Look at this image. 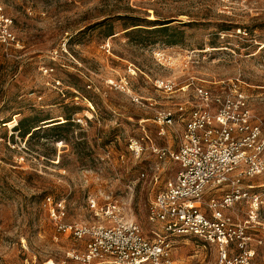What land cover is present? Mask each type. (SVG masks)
Segmentation results:
<instances>
[{
  "label": "rangeland",
  "instance_id": "1",
  "mask_svg": "<svg viewBox=\"0 0 264 264\" xmlns=\"http://www.w3.org/2000/svg\"><path fill=\"white\" fill-rule=\"evenodd\" d=\"M192 84L237 87L264 127V0H0V264H77L86 242L57 232L48 198L65 224L110 227L112 211L154 239L150 204L178 172L155 153L154 112L198 104ZM245 185L229 214L264 264V174ZM170 241L176 264H219L214 246Z\"/></svg>",
  "mask_w": 264,
  "mask_h": 264
},
{
  "label": "built area",
  "instance_id": "2",
  "mask_svg": "<svg viewBox=\"0 0 264 264\" xmlns=\"http://www.w3.org/2000/svg\"><path fill=\"white\" fill-rule=\"evenodd\" d=\"M192 85L198 104L189 108L181 103L154 112L160 136L167 138L170 130L176 142V148L167 145L155 153L162 162L170 160L178 166L177 174L166 181L149 207L148 219L161 227V234L153 232L154 239H149L138 223L112 211L106 212L115 220L110 227L68 225L64 204L47 199L57 232L86 242L84 252L69 255L77 264H176L170 239L214 246L219 264L253 263L256 251L249 247L247 228L229 212L248 199L245 189L254 187L245 183L264 174L262 121L237 87L216 94ZM155 87L169 95L177 90L175 81L158 80ZM130 148L139 155L144 151L138 142ZM90 203L92 209L97 207L95 200Z\"/></svg>",
  "mask_w": 264,
  "mask_h": 264
},
{
  "label": "trees",
  "instance_id": "3",
  "mask_svg": "<svg viewBox=\"0 0 264 264\" xmlns=\"http://www.w3.org/2000/svg\"><path fill=\"white\" fill-rule=\"evenodd\" d=\"M171 23H165V24H160L158 26H160L161 28L156 29L157 31L161 32V33H169L170 32V27H168ZM67 121H70V119H67ZM53 124H55V122L53 123H49L44 125L43 127L45 128H41L40 126H35V127H30L28 129L23 128L22 125H20V127L17 129L19 131H21V135L23 138H26L27 136L31 135L32 137L35 136V133L40 132L45 130L46 132L48 131V129H52L53 127L59 126H52ZM67 124V123H66ZM66 124H61L60 126L66 125ZM37 130V131H35Z\"/></svg>",
  "mask_w": 264,
  "mask_h": 264
},
{
  "label": "crops",
  "instance_id": "4",
  "mask_svg": "<svg viewBox=\"0 0 264 264\" xmlns=\"http://www.w3.org/2000/svg\"><path fill=\"white\" fill-rule=\"evenodd\" d=\"M165 142V146L169 145V146H173L174 148H176V142L174 140V137H172L171 135L168 136L167 138H162ZM166 182H164V184L161 185V189H163L164 185Z\"/></svg>",
  "mask_w": 264,
  "mask_h": 264
}]
</instances>
